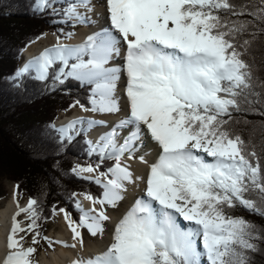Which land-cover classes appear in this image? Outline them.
Here are the masks:
<instances>
[{"label":"snow or ice","instance_id":"6c2138e0","mask_svg":"<svg viewBox=\"0 0 264 264\" xmlns=\"http://www.w3.org/2000/svg\"><path fill=\"white\" fill-rule=\"evenodd\" d=\"M56 3L64 6L58 10ZM105 7L108 23L82 43L57 37L11 77L15 87L26 77L45 82L50 76L51 90L68 78L90 85L91 107L81 109L109 115L122 110L116 89L121 73L126 76L127 111L115 124L79 118L49 126L61 143L85 127L108 129L95 141L85 139L88 156L97 161L71 169L101 191L71 194L75 219L67 209L53 208L52 215L62 214L71 244L42 235L47 218L36 198L25 207L17 200L2 264H38L33 256L42 240L49 247L83 249L85 230L103 238L108 210L117 209L137 182L145 185L144 195L116 222L104 250L72 264H202L203 258L207 264H250V254L261 251L264 228L229 210L240 206L264 217V164L256 145L232 124L236 114L264 117V79L256 74L253 50L264 36V0H106ZM47 9L73 26L96 23L92 0H35L34 11ZM72 36L65 33L64 40ZM122 47L123 65L110 66ZM145 136L157 155L152 162L139 156L147 174L138 176L126 161L136 159ZM106 161L112 163L101 171ZM81 196L91 207H84ZM177 217L194 227L181 228ZM28 236L32 246L25 247Z\"/></svg>","mask_w":264,"mask_h":264},{"label":"trees","instance_id":"16d2710c","mask_svg":"<svg viewBox=\"0 0 264 264\" xmlns=\"http://www.w3.org/2000/svg\"><path fill=\"white\" fill-rule=\"evenodd\" d=\"M34 2L0 0V199L4 195L2 182L6 179L19 185L17 191L21 195L36 198L43 216L47 218L41 225L44 234L49 230L48 221L53 216V208H65L74 218L78 216L74 210L72 193L90 192L98 195L101 189L89 181L78 179L71 172L76 163L97 161V157L87 154L86 132L80 131L70 143H61L59 134L49 127L58 120L62 111L70 110L76 101L91 107V86L68 78L51 90L50 76L45 82L26 77L20 87H15L11 79L20 68L22 51L30 43L48 30L55 31L61 38H64L61 30L74 31L68 26L70 21L61 22L62 16L53 15L51 9L42 13L34 11ZM63 6L61 3L54 5L58 10ZM253 50L256 74L264 79V36L256 42ZM245 58L252 62L249 57ZM235 120L232 127L245 140H252L264 164V117L258 114H236ZM111 163L106 161L101 171ZM229 212L264 228V217L240 206ZM259 247L261 251L250 254V264H264V241L260 242Z\"/></svg>","mask_w":264,"mask_h":264},{"label":"bare ground","instance_id":"6f19581e","mask_svg":"<svg viewBox=\"0 0 264 264\" xmlns=\"http://www.w3.org/2000/svg\"><path fill=\"white\" fill-rule=\"evenodd\" d=\"M105 4H106V0H92V5L94 6V10L92 13H90V15L93 17L96 23L92 25L81 26L76 32H72L73 36L71 37V39L64 40V38H61L56 33L54 34L51 32H47L46 34L39 37L34 42L30 43L25 48L22 54L23 58L20 64V68L23 67L31 59L38 56L46 48H50L54 46L57 42V37H60L64 43L70 45H78L82 43L86 39L87 35L95 31L99 25L108 23L106 19L107 13H106ZM81 11H83V9H81ZM123 51L124 49L122 47L121 56L115 57L111 62L110 66L123 65V59H122ZM125 88H126V76L123 73H121V77L117 83V89H116V96L120 101V106L122 109L120 113L100 115L98 113L85 112L78 107L71 114L60 117L55 122L56 126L60 128L64 125H67L71 121L77 120L79 118H83L84 120H88V119L105 120L108 122V126L110 127L111 125L118 122L126 114L127 97L125 95ZM107 130L108 129L104 127L95 128L91 132H89L88 137L89 139L95 141L99 133ZM127 131L128 130L126 129L123 134L126 135ZM138 146L139 147H138V151L136 152V159L126 162L131 165V168L135 175L146 176L147 167L146 165L140 163L138 158L140 155H145V158L148 159L150 162H152L157 155L156 146L147 136L143 138L142 142H138ZM144 187L145 185L142 182H137L136 185L129 186L128 192L125 193V199L120 202L119 207L117 209L108 210V214L110 215L111 220L109 222H106V230L103 238L91 237L90 235L87 234L85 230L84 233L85 246L83 249L79 248V246L76 249H72L70 247H64L61 244L57 243V249L51 251L50 255H47L46 253L42 254V256L40 257L39 264H72L74 260L80 257L87 258L91 255H94L104 250L107 243L109 242L110 233L114 228L116 222L120 219L122 214L125 211H127L128 208L131 207L135 199L140 198L141 196L144 195L143 192ZM14 191L16 190H13L10 193V195L5 199L3 205L0 206V264H2L7 253V247H6L7 235L11 227L12 217L17 211L16 201L17 200L19 201V205L21 207H25L28 202V199H22L19 197V195L14 197ZM80 200L84 204L85 208L91 207L90 203L88 201L83 200L82 196ZM154 207H158V205H154ZM58 217H59L58 226L60 230L55 233L54 237L56 241H64L68 244H71L72 243L71 232L68 229L62 214L58 215ZM18 219L23 222L22 226H26L27 218L24 215H21L20 217H18ZM177 221L180 222V217H177ZM187 226L188 228L194 227V225L190 224L189 222L187 223ZM188 228H183V229L186 230ZM21 235H23V233ZM204 259L206 260V258Z\"/></svg>","mask_w":264,"mask_h":264},{"label":"rangeland","instance_id":"374dc122","mask_svg":"<svg viewBox=\"0 0 264 264\" xmlns=\"http://www.w3.org/2000/svg\"><path fill=\"white\" fill-rule=\"evenodd\" d=\"M69 27H72L73 29H74V31L73 32H76L81 26H83V25H79V24H77L76 26H73V22L72 21H70V23H69V25H68ZM89 27H91V26H89ZM48 32H51V33H54L55 31H53V30H48ZM61 32L63 33V34H65V33H69V32H66L65 30H61ZM47 33V32H46ZM45 33V34H46ZM55 34V33H54ZM44 35V34H43ZM24 52V51H23ZM23 54V53H22ZM23 58V55H22V57H21V59ZM71 63V62H70ZM80 105H82V104H76V106L75 107H71V109L70 110H68V111H62L60 114H59V116L57 117L58 119L60 118V117H62V116H64V115H68V114H71L76 108H81L80 107ZM53 125H55L56 126V124H55V121H54V123H53ZM56 128H58L57 126H56ZM85 132H86V136H87V139H89V132L86 130V127H85V130H84ZM74 136L75 135H78V133H74L73 134ZM91 163H94V161L92 160L91 161ZM2 184H3V187H4V195L2 196V198L0 199V206H2L3 205V202L5 201V199L10 195V193L13 191V190H16V183L15 182H13V181H11V180H9V179H6L5 181H3L2 182ZM17 191V190H16ZM80 193V192H79ZM18 195H19V197L20 198H22V199H30V197L28 196V195H24V194H20V192H18ZM81 197H79V199H80ZM65 209V208H64ZM74 218V217H73ZM58 219H59V217H58V215H56V216H52V218L48 221V226H49V230L46 232V233H44V234H42L43 236H46V237H49L52 241H56V239H55V233L56 232H58L60 229H59V226H58ZM75 219V218H74ZM27 223H28V220H27ZM27 223H26V225H27ZM25 246H32L31 245V236H28L27 238H26V242H25ZM35 247L37 248V252L34 254V256H33V259L35 260V261H37L38 262V264L40 263V257L42 256V254L43 253H46L47 255H50V253H51V251H54V250H56L57 249V243H53V245H52V247H49V245H48V242L47 241H44V240H42L41 242H40V244H38V245H35ZM202 264H207V261L203 258V260H202Z\"/></svg>","mask_w":264,"mask_h":264},{"label":"water","instance_id":"95a60500","mask_svg":"<svg viewBox=\"0 0 264 264\" xmlns=\"http://www.w3.org/2000/svg\"><path fill=\"white\" fill-rule=\"evenodd\" d=\"M22 53H23V51H22Z\"/></svg>","mask_w":264,"mask_h":264}]
</instances>
